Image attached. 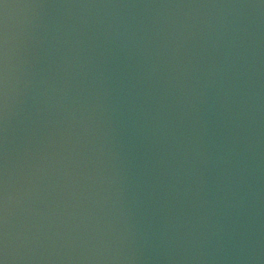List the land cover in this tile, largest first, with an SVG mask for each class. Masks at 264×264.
<instances>
[{
	"label": "water",
	"instance_id": "obj_1",
	"mask_svg": "<svg viewBox=\"0 0 264 264\" xmlns=\"http://www.w3.org/2000/svg\"><path fill=\"white\" fill-rule=\"evenodd\" d=\"M0 264H264V0H0Z\"/></svg>",
	"mask_w": 264,
	"mask_h": 264
}]
</instances>
